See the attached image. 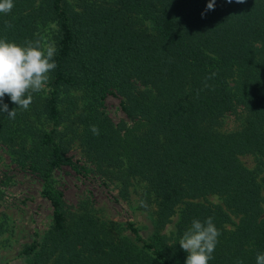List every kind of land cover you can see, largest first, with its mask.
<instances>
[{
	"label": "trees",
	"instance_id": "16d2710c",
	"mask_svg": "<svg viewBox=\"0 0 264 264\" xmlns=\"http://www.w3.org/2000/svg\"><path fill=\"white\" fill-rule=\"evenodd\" d=\"M208 2L13 0L0 13V38L56 47L57 67L29 108L15 119L0 111V145L51 208L48 229L22 247V264H185L179 240L208 217L221 232L208 264H256L264 253V0H215L205 12ZM108 96L128 124L108 119ZM3 103L18 107L8 95ZM237 111L239 129L220 132ZM65 121L86 163L143 184L145 239L131 223L65 205L52 181L73 168L58 132ZM176 214L174 232L163 234Z\"/></svg>",
	"mask_w": 264,
	"mask_h": 264
},
{
	"label": "rangeland",
	"instance_id": "374dc122",
	"mask_svg": "<svg viewBox=\"0 0 264 264\" xmlns=\"http://www.w3.org/2000/svg\"><path fill=\"white\" fill-rule=\"evenodd\" d=\"M78 98L80 92H71ZM104 113L113 124L120 121L128 124L119 110L117 98L108 96L103 103ZM243 115L225 116L220 123V132L239 129ZM73 127L63 122L58 128L61 142L66 147V156L70 158L73 168H63L52 174L54 188L61 194L65 205L72 211L87 208L103 221L124 224L131 223L145 239L150 233L149 209L142 207L141 195L143 184L129 180L124 185L116 175L104 174L95 170L83 159L81 148L74 134ZM239 161L246 168L253 167L250 156H242ZM39 183L28 171H20L9 159L0 145V221L3 233L0 237V264H22L19 253L25 244L33 239V234L41 236L50 225L51 208L39 197ZM207 200L220 204L214 197ZM179 209L176 210V213ZM177 214L166 225L163 234L174 232ZM236 222V219H233ZM227 229L231 225L226 226Z\"/></svg>",
	"mask_w": 264,
	"mask_h": 264
},
{
	"label": "clouds",
	"instance_id": "9594fccd",
	"mask_svg": "<svg viewBox=\"0 0 264 264\" xmlns=\"http://www.w3.org/2000/svg\"><path fill=\"white\" fill-rule=\"evenodd\" d=\"M232 3V0H227ZM244 3L245 0H236ZM215 0H209L205 12L214 10ZM14 7L13 0H0V13L8 14ZM202 16L204 13L201 14ZM5 27H11L7 24ZM56 47L54 43L25 41L23 45L9 42L7 38H0V111L7 113L10 119H15L16 109L27 110L33 101V94L44 90L48 83L49 73L57 67L55 62ZM216 73L207 79H212ZM214 90V89H213ZM8 95L18 107L9 110L3 103V98ZM90 130L94 135H99V128L91 125ZM142 206L144 203L142 202ZM221 232L213 223V217H208L201 222L192 221L191 226L183 233L179 240L180 247L188 254L185 264H208L213 259V252L218 244ZM237 264H242L238 261ZM256 264H264V253H258Z\"/></svg>",
	"mask_w": 264,
	"mask_h": 264
}]
</instances>
